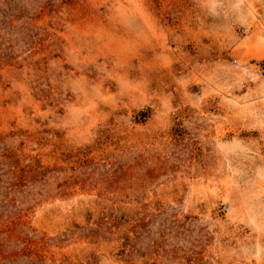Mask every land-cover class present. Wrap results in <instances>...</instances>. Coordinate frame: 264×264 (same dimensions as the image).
Returning a JSON list of instances; mask_svg holds the SVG:
<instances>
[{
	"label": "rangeland",
	"instance_id": "obj_1",
	"mask_svg": "<svg viewBox=\"0 0 264 264\" xmlns=\"http://www.w3.org/2000/svg\"><path fill=\"white\" fill-rule=\"evenodd\" d=\"M0 264H264V0H0Z\"/></svg>",
	"mask_w": 264,
	"mask_h": 264
}]
</instances>
